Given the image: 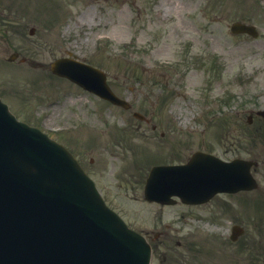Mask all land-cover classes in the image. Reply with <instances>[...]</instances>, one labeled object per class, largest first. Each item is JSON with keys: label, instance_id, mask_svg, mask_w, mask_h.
<instances>
[{"label": "rangeland", "instance_id": "374dc122", "mask_svg": "<svg viewBox=\"0 0 264 264\" xmlns=\"http://www.w3.org/2000/svg\"><path fill=\"white\" fill-rule=\"evenodd\" d=\"M69 1H73L71 2L73 3L71 10L72 13L78 15L76 19L86 24L87 31L83 36L87 37V41L83 39L81 43L83 45L87 44V47H89L95 33L100 32V30L96 31L95 27H93V31L88 27V21L93 24L94 9L88 5L89 0ZM54 2L63 3V0H54ZM68 3L70 2L64 1L65 5H68ZM107 3L113 5L111 1L102 0L94 6H102L107 9ZM149 3L151 5V0H125L124 14L120 18L124 20L126 27L122 29L124 33L119 34L117 32L114 39H129L133 35L136 38L138 36L143 38V41L150 37L154 42L156 39L157 46L158 43L159 45L162 43V38H164L165 42L160 47H163L166 54L155 52L152 42L148 40L142 42L144 43L142 47L143 45L146 46L142 51H140L141 49L132 50L133 48L128 49V51L132 50L130 52L132 55L148 56V59L151 60L153 57L151 56L152 48L154 56L161 54L171 57L182 56V58H185L184 60H190V63L184 66L178 75L152 77V80L162 79L159 82L150 84L149 80L135 79L139 72L134 70L132 65L126 64L123 68L118 63L119 59L106 52L105 55L97 59L96 63L103 64L104 67L109 69L110 73H115L121 67L128 77L123 85H134V82L138 81L143 85L141 90L137 86L140 95H138L137 100L135 97L133 109L124 111L110 104L105 105L96 98L78 97L74 99L71 97L77 104L81 102L90 104L88 100L94 99L91 111L87 112V116L83 110L78 108L57 115L58 105L54 104L47 111L48 115L45 119L51 121L52 124L67 120L80 121L81 124H85V120L82 119L86 116L88 121L103 125L99 127L103 128L99 132L86 131L83 128V137L72 135L68 137L69 139L63 137V140H69V146L81 158L89 173L96 178L101 191L110 200H114L112 204L129 223L147 228H152L155 225L156 227L161 226V220L167 223L168 226L161 235L158 252L155 254L153 264H158V260L161 259L163 254L165 256L169 254L170 261L173 264H179L186 256L187 246L184 245L187 242L185 238L186 224L189 222L194 224L193 228L197 232L200 231L201 227L204 229L206 227L198 219H186L183 208L180 206H169L160 210L154 204H147L142 200L140 192L143 177L149 165L157 159L151 151L157 148L159 152H165L169 158L176 157L178 149L173 137L180 138L182 133L185 132L183 131L184 126L189 123L194 114L199 112V105L203 103L202 98H200L201 87L207 76H211V74L207 70L199 68L201 71L194 68V56L205 50H216L218 55L221 56L222 62L219 68L221 76L220 74L217 75L220 76L217 92L220 93L225 90L230 92V89L236 90L240 94L239 104L243 103L244 92L250 94L254 88L264 86V73H258L252 84L237 87L230 86L228 80L238 73L242 66L249 69L261 61L264 62L262 57L264 54V3L258 0H159L155 9H153L154 5L149 6ZM156 11L177 14L178 19L169 23L162 15H156ZM23 16L20 11H18L17 17L8 14L0 16V50L3 51L2 49H4L3 52H0V57H6L15 45L24 42L28 48L34 51L38 49L41 55L44 54V57L48 58L50 55L49 50H53V42L49 47H45V44L38 42L37 36L18 41V36L24 28L23 25L26 24L25 20H19ZM214 17H217L220 21L212 23L211 19ZM234 19L255 24L263 35L248 41L236 40L235 36L230 35L227 27V23ZM96 21L97 17L95 18ZM27 24L29 23L27 22ZM17 25L20 26L19 33L14 32ZM182 38H185V41L180 44V48L178 46L174 47L175 43H170L171 41H179ZM187 44L190 45L188 51H186ZM39 46H42V48L40 49ZM182 47L186 49L183 52H177ZM45 48H47L46 51ZM34 69H36L33 71L37 72V76H34V72L24 66L18 69L21 74L19 73V76L15 78L18 81L17 84H20L23 88V94L20 97L22 102L15 100L18 102L17 108L22 107L23 114L21 115L23 116L30 115L31 110L35 107L38 111H41V105L37 99L38 94L43 90L54 93L62 86V82L51 79L46 70ZM142 76L149 77L148 75ZM44 81L46 82L44 83L45 86L42 83ZM112 81H116L114 77ZM117 88L119 91L126 92L123 89L124 87H120L119 84H117ZM135 93L137 95V92ZM165 96H167V100L162 102V98ZM34 100L36 101L34 102ZM36 108L34 111H36ZM133 110L143 113L149 118V121L141 122L132 117ZM152 112L156 114L152 116ZM216 119L219 123L221 120L227 123L232 120V117L217 116ZM219 119L221 120L219 121ZM152 124H157V129H151ZM161 131H164L163 136L160 133ZM195 133L190 132L191 140H196V138L193 139ZM256 214V212L253 213V219L255 222H259L261 219L256 217ZM250 223H252V220ZM256 226V224H252L249 233L258 238L259 236L255 230ZM191 236L197 237V240L198 238L203 239L200 236ZM245 252L237 251V254ZM221 254V264H229L234 259V257L231 259L224 252H221ZM262 254H264V250ZM174 259L176 260L174 261ZM257 263L264 264V255L259 257Z\"/></svg>", "mask_w": 264, "mask_h": 264}, {"label": "water", "instance_id": "95a60500", "mask_svg": "<svg viewBox=\"0 0 264 264\" xmlns=\"http://www.w3.org/2000/svg\"><path fill=\"white\" fill-rule=\"evenodd\" d=\"M79 74H82V71H80V70H76V75H79ZM74 76L73 78H77V76ZM30 151V150H29ZM3 152V150H0V156H1V153ZM27 162H28V158H27ZM49 162V160L47 159V158H45V157H43V156H40L39 157V159H38V163H36L35 164V166H37L38 167V170L39 171H43L46 167H47V163ZM5 163V161L3 160V164ZM2 164V165H3ZM34 164L33 163H30L29 164V166H27L26 164H25V167H31L32 169H33V171H35V169H34V166H33ZM6 167V169H10V166H5ZM21 170V169H20ZM19 170V171H20ZM12 172H14V174H12V175H9V176H7L5 179L7 180L5 183L6 184H10V185H14V187L15 188H17V192H18V190H19V188L21 187V185L24 183V182H26V181H22V179H23V176H21L20 175V178H19V173H17V172H15V171H13L12 170ZM21 173H23L24 174V170L23 171H21ZM14 178H16V179H14ZM21 179V180H17V179ZM44 186L42 185V188H43ZM79 191H81L80 190V188H79V186H77L76 187ZM152 188L154 189V186H152ZM14 191V190H13ZM88 191V190H87ZM88 193H89V191H88ZM87 192H83L82 193V195L80 196V198H79V201L77 202V205L78 206H83V203H84V198L86 199V200H90L89 199V195L90 194H88ZM83 196V197H82ZM12 197V196H11ZM8 199H9V197L7 196L6 197V201H8ZM15 199H16V196H15ZM62 199L63 200H66L67 198L65 197V196H62ZM10 203V202H9ZM0 205L2 206V204L0 203ZM6 205V204H5ZM7 206V205H6ZM13 207H14V204H13ZM81 207H77V209H76V211L80 214V215H84V213H83V211L81 210ZM61 211H63V212H67V209H60ZM102 213H104V212H106L104 209H101L100 210ZM11 212H12V210H11ZM107 214H109V215H111L110 213H107ZM109 215H106L109 219H111L113 222H114V219L111 217V216H109ZM63 223L64 224H70L71 222H72V216H71V212H69V213H65L64 215H63ZM124 226L123 225H121V227H117V226H115L114 228H113V230H114V232H116L118 235L117 236H115V234H114V232H112V234H113V238H111V237H109L108 235H105V243L107 244V245H109V246H114V245H116L119 249H122V248H124V249H126L127 250V258H128V260L129 261H126V264L128 263V262H132L133 264H145L146 263V255H144V253H143V248H142V245H140L139 244V241H138V239L136 238V237H134V235L132 234V233H130V232H128V231H126L124 228H123ZM91 235H93V236H95L96 237V235L95 234H92V233H90ZM118 241V243L120 244H118L117 243V241ZM90 244H91V242H90ZM93 242H92V246H93ZM122 247V248H121ZM84 256H88V255H84ZM85 260H87V259H85Z\"/></svg>", "mask_w": 264, "mask_h": 264}, {"label": "flooded vegetation", "instance_id": "af4514ba", "mask_svg": "<svg viewBox=\"0 0 264 264\" xmlns=\"http://www.w3.org/2000/svg\"><path fill=\"white\" fill-rule=\"evenodd\" d=\"M229 152H234V153H240L239 149L237 147H231V148H224V149H219V153L221 155L223 154H228ZM243 154H246L247 156H249V158L253 159V149L248 147V144L244 146V149L242 150ZM216 202L215 201H211L209 203L206 204H202L200 205L203 209L204 208H208V209H213L215 207Z\"/></svg>", "mask_w": 264, "mask_h": 264}]
</instances>
